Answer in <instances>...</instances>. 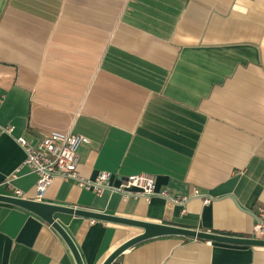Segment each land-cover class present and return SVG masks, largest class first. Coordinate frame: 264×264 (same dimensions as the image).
Returning a JSON list of instances; mask_svg holds the SVG:
<instances>
[{"label": "crops", "instance_id": "0c3cea01", "mask_svg": "<svg viewBox=\"0 0 264 264\" xmlns=\"http://www.w3.org/2000/svg\"><path fill=\"white\" fill-rule=\"evenodd\" d=\"M55 130L83 137L84 177L108 171L118 185L150 173L157 191L189 201L124 200L60 177L38 199L17 138ZM10 187L48 203L264 238L253 230L264 207V0H0V193ZM55 217L85 264L142 231ZM0 264L76 261L44 219L0 202ZM113 264H264V247L166 236Z\"/></svg>", "mask_w": 264, "mask_h": 264}, {"label": "built area", "instance_id": "2783aa9c", "mask_svg": "<svg viewBox=\"0 0 264 264\" xmlns=\"http://www.w3.org/2000/svg\"><path fill=\"white\" fill-rule=\"evenodd\" d=\"M17 142L25 152L22 167H27L37 175L36 196L41 199L57 177L72 179L78 182L80 187L89 189L100 195L105 190L119 192L124 200L143 198L150 201L154 196L169 198L175 203L185 206L189 197H171L166 190L157 191L156 176L150 173H138L121 179L116 185L111 182L113 174L108 171L99 172L94 178L84 177L80 174L79 149L83 137L74 132L50 131L36 141H30L25 137L17 138ZM21 168V167H20ZM18 168L12 175L17 176ZM9 185V182H7ZM12 189L13 196L23 197L20 189ZM194 196H201L205 203L211 201V197L195 191ZM254 234L260 235L264 230V207L254 213Z\"/></svg>", "mask_w": 264, "mask_h": 264}, {"label": "water", "instance_id": "95a60500", "mask_svg": "<svg viewBox=\"0 0 264 264\" xmlns=\"http://www.w3.org/2000/svg\"><path fill=\"white\" fill-rule=\"evenodd\" d=\"M0 202H5L22 207L44 219L64 239L76 261V264H85V262L78 248V245L74 241L73 237L55 217V215L58 213H65L97 221L127 225L142 230L140 233L128 238L127 240L123 241L120 245H118L101 264H113L122 254H124L127 250L136 246L137 244L149 239L166 236H182L211 242H220L253 247H264V238L203 231L180 225L146 221L130 217H124L120 215H112L109 213L89 209H83L79 207L58 205L26 197H19L0 193Z\"/></svg>", "mask_w": 264, "mask_h": 264}]
</instances>
